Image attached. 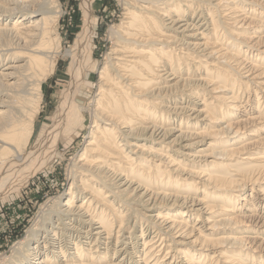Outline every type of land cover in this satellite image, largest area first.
<instances>
[{
	"label": "bare ground",
	"instance_id": "obj_1",
	"mask_svg": "<svg viewBox=\"0 0 264 264\" xmlns=\"http://www.w3.org/2000/svg\"><path fill=\"white\" fill-rule=\"evenodd\" d=\"M93 1L81 0V32L62 51L52 39L56 15L48 0H0V198L58 156L60 141L87 121L85 112L92 123L65 199L41 217L43 235L31 229L8 264L130 263L126 239L142 240L146 231L126 238V214L116 210L136 214L135 204L149 212L139 217L153 231L130 264H263L264 0H122L101 65L93 56ZM61 54L71 59L69 86L53 123L29 146L38 86ZM89 72L99 75L98 91L83 104L78 92ZM234 162L245 167L229 169L236 178L217 173ZM137 176L175 192L191 178L193 193L206 182L229 197L213 205L202 196L154 192ZM117 253L123 258L116 261Z\"/></svg>",
	"mask_w": 264,
	"mask_h": 264
},
{
	"label": "rangeland",
	"instance_id": "obj_2",
	"mask_svg": "<svg viewBox=\"0 0 264 264\" xmlns=\"http://www.w3.org/2000/svg\"><path fill=\"white\" fill-rule=\"evenodd\" d=\"M48 3L54 9L56 15L52 39L57 44V47L62 51L72 50L74 48L75 38L77 34L81 32L83 26V10L81 0H48ZM191 14V12L188 13L189 16H191ZM92 16L93 56L101 65L105 62L106 54L113 44L114 35L112 30L119 25L122 19V0H94L92 3ZM70 61V56H63V54H61L57 58L53 69L38 86L41 96L39 99L34 101V104L37 106V111L34 119L33 132L31 138L29 139V146L37 140L39 133L47 129V127H49L54 121L62 92L69 86L70 77L68 73V66ZM98 80L99 75L97 72L88 73L85 82L88 85L81 88L78 92V97L82 100L83 104H87L95 98L98 91ZM182 82H180V84ZM250 87L252 88L254 85L250 84ZM40 94L36 92V95ZM222 94L228 96L230 92ZM209 96L210 95H207L206 99H209ZM239 97H241V95H238V99ZM200 98L201 96L197 97L198 100H202ZM242 99L245 100L246 95H243ZM232 104H235V102ZM178 106L180 105L178 104ZM86 117L87 121L81 129L75 130L69 138L62 139L60 141L58 156H56L48 165L37 171L21 188L16 191L13 190L0 198V264H8L9 261L12 260L13 256H15L16 248H18L20 244L26 243V239L29 237L31 229H33V231L36 230V233H39L38 237L43 235V229L40 230V226L43 223L41 217L49 209H54L56 205H60L61 202L59 201H63L65 199L62 198V195L67 193L69 189L71 182L70 177L73 174V169L75 168L73 167L75 165L74 162L77 161L82 154L91 131L90 126L92 123H90L88 112H85V119ZM232 120L229 121L232 122ZM177 127L178 126H176V128ZM189 129H192V127H189ZM176 147H179V145H176ZM206 152H208L207 149ZM184 166L190 169L201 168L207 170L206 165L204 164L190 165L187 163ZM241 167L242 166L239 165V162H234L230 163L229 166L220 167V170L217 173L225 176L226 178L229 176L236 178L238 175L235 174V172L237 171H230L229 169L234 168L235 170H240ZM243 168L245 167H242L241 169ZM221 169L224 171L223 173L221 172ZM173 173L176 172H170V175H173ZM185 180V184L182 183L184 184L182 188L175 192V190L172 189L174 185L170 186V188L161 189L158 185L154 187L155 185L152 186L149 183H145L143 180L141 181L138 176L135 178V181L138 182L137 184H140L141 187L145 186V189L149 185L148 189H151L154 192L167 190V193H176L179 196H202L206 203L213 205L221 203L220 200L223 198L221 194L228 196L227 193L215 191L217 188H214L206 182H204V184L203 182L202 184H196V182L195 184L198 185L197 187L199 189L196 193H193L195 191L188 188L189 184L193 183V180L191 178ZM195 181H198V179H195ZM133 185L136 184L134 183ZM254 186L255 190L257 189L256 192L262 188V185L256 183ZM249 191L250 189L248 192ZM201 192H203L204 195L199 194ZM256 192L252 191L251 193L255 195L257 194ZM139 194L140 192L137 193L136 196H139ZM134 206L138 210L136 214L130 211L125 212L116 210L118 213L120 212V216L126 214L122 221L123 228L120 232H124L126 238L129 237L130 232L132 235L138 236L141 231H146L143 235L144 239L142 240L135 238L126 239L129 242V245L126 246L124 250L129 252V254H125L124 257L126 258L125 260L130 263L131 261H134L135 258H141L143 256V253L141 252L143 248V241L148 240L153 231V229L147 227L152 223L146 221L143 217H139V213L144 214L143 212H146L144 215L149 214V212L145 210L146 208H143L139 204H135ZM123 207H121V210H125ZM119 224L120 221H116L114 223L113 232L118 230ZM240 235L247 236L250 234L243 233ZM260 237V240L263 239L264 234H260ZM131 240L135 243L134 248L131 247ZM30 242L32 243L33 241ZM104 246L105 245L102 244L101 247ZM124 246L125 245H122L121 247ZM124 250L122 253H124ZM100 251V255L102 254L101 256H104L102 253L105 251L104 248H101ZM122 253H117L114 256L116 261L119 258H123ZM113 255L114 248L110 250L108 249V260H112ZM130 257L134 258V260L130 259ZM240 259L247 264H251L245 258ZM159 260H161V255L158 257V261ZM170 260L171 259L166 258V262H169ZM130 263L124 262V264Z\"/></svg>",
	"mask_w": 264,
	"mask_h": 264
}]
</instances>
